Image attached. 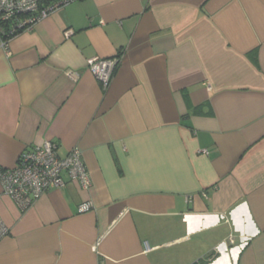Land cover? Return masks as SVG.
<instances>
[{
    "label": "crops",
    "instance_id": "1",
    "mask_svg": "<svg viewBox=\"0 0 264 264\" xmlns=\"http://www.w3.org/2000/svg\"><path fill=\"white\" fill-rule=\"evenodd\" d=\"M47 141L92 186L22 210L0 181V264H264V0H73L0 36V168Z\"/></svg>",
    "mask_w": 264,
    "mask_h": 264
},
{
    "label": "built area",
    "instance_id": "2",
    "mask_svg": "<svg viewBox=\"0 0 264 264\" xmlns=\"http://www.w3.org/2000/svg\"><path fill=\"white\" fill-rule=\"evenodd\" d=\"M71 1L73 0H0L2 43L6 46L19 32L30 29L37 21ZM120 62L121 56H96L88 60V66L103 86L108 88ZM69 74L78 76L72 71ZM58 148V144L53 141L31 146L21 153L13 168H0L4 192L12 196L22 210L29 208L42 194L54 188L65 187L68 180L79 183L84 189L92 186L91 174L81 149L74 147L63 157ZM93 208L92 202L87 201L80 204L79 211L87 212ZM9 232V227L0 216V242ZM146 248L147 251L150 250L149 244H146Z\"/></svg>",
    "mask_w": 264,
    "mask_h": 264
},
{
    "label": "trees",
    "instance_id": "3",
    "mask_svg": "<svg viewBox=\"0 0 264 264\" xmlns=\"http://www.w3.org/2000/svg\"><path fill=\"white\" fill-rule=\"evenodd\" d=\"M2 33H3V31H2ZM7 36H8V34H7ZM195 264H209V262L203 263L202 260H199V262L198 263H195Z\"/></svg>",
    "mask_w": 264,
    "mask_h": 264
}]
</instances>
